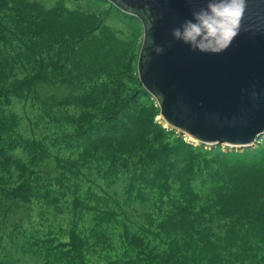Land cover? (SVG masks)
I'll return each mask as SVG.
<instances>
[{
	"label": "trees",
	"instance_id": "trees-1",
	"mask_svg": "<svg viewBox=\"0 0 264 264\" xmlns=\"http://www.w3.org/2000/svg\"><path fill=\"white\" fill-rule=\"evenodd\" d=\"M137 45L0 0V264H264V170L164 127Z\"/></svg>",
	"mask_w": 264,
	"mask_h": 264
},
{
	"label": "water",
	"instance_id": "water-1",
	"mask_svg": "<svg viewBox=\"0 0 264 264\" xmlns=\"http://www.w3.org/2000/svg\"><path fill=\"white\" fill-rule=\"evenodd\" d=\"M140 20L138 76L160 108L164 127L192 145L248 150L264 135V0H248L241 30L220 54L192 51L171 30L203 0H110ZM159 45L163 54L151 51Z\"/></svg>",
	"mask_w": 264,
	"mask_h": 264
},
{
	"label": "clouds",
	"instance_id": "clouds-1",
	"mask_svg": "<svg viewBox=\"0 0 264 264\" xmlns=\"http://www.w3.org/2000/svg\"><path fill=\"white\" fill-rule=\"evenodd\" d=\"M203 3L204 6L193 10L191 19H185L171 30V36L192 51L220 54L240 33L248 0H203ZM151 51L160 55L164 48L154 44L146 53L148 61L152 58Z\"/></svg>",
	"mask_w": 264,
	"mask_h": 264
},
{
	"label": "rangeland",
	"instance_id": "rangeland-1",
	"mask_svg": "<svg viewBox=\"0 0 264 264\" xmlns=\"http://www.w3.org/2000/svg\"><path fill=\"white\" fill-rule=\"evenodd\" d=\"M38 2L47 8L54 7L57 3L63 2L68 8L81 10L86 13L96 14L104 20L105 24L112 27L115 30H123L128 34L133 33L137 41L138 51L141 49V43L144 39V31L139 28L137 23L126 20H137L135 16L126 17L114 5L108 4L105 0H30ZM44 94H47L46 90H42ZM64 94V92H60ZM257 145L248 150H231V148L221 146L224 151H233L231 157L232 164L237 162L243 164H252L258 168L264 170V135L257 140ZM242 152H248V154H241Z\"/></svg>",
	"mask_w": 264,
	"mask_h": 264
}]
</instances>
